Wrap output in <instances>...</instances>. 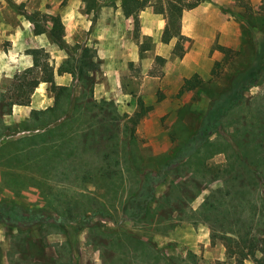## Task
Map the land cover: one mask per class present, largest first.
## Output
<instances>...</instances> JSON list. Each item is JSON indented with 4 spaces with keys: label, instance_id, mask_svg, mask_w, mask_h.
<instances>
[{
    "label": "rangeland",
    "instance_id": "obj_1",
    "mask_svg": "<svg viewBox=\"0 0 264 264\" xmlns=\"http://www.w3.org/2000/svg\"><path fill=\"white\" fill-rule=\"evenodd\" d=\"M140 1L143 6L127 14L123 0H0V205H19L55 218L69 200L95 206L86 217H63L67 229L52 222L43 227L15 224L0 216V264H97L103 251L87 241L93 236L87 223L150 238L164 253L192 264H258L248 254V243L212 236L215 229L206 222L182 221L166 232L145 229L121 211L117 184L84 175L100 165L104 147L114 142L106 137L112 133L126 137L133 132L134 139L127 142L142 168L147 161L162 159L175 145L170 131L178 129L181 136L184 129L195 130L232 76L256 65L264 0H190L193 6L185 0L181 31L168 42L162 37L166 12L159 11L165 0ZM31 13L37 14L38 26L29 19ZM55 22L60 23V41L51 36ZM195 74L201 84L181 91L185 78ZM61 90L53 112L33 115L55 106ZM245 94L243 111L235 114L247 122L264 101L259 98L264 76ZM141 100L152 107L137 118ZM105 116L108 126L102 122ZM47 129L34 140L32 166L25 167L28 162L19 158L7 163L14 153L11 141ZM76 129L88 132V142L72 137ZM61 142L68 151L74 143L76 153L55 154ZM225 160L223 152L212 158L217 165ZM120 164L126 174L122 153ZM171 179L169 175L158 184V195L168 190ZM218 185L203 188L190 205L199 206ZM249 197L257 208L250 211L247 205L244 217L254 212L251 234L264 245L259 197L256 192ZM41 237L44 245L37 241Z\"/></svg>",
    "mask_w": 264,
    "mask_h": 264
},
{
    "label": "trees",
    "instance_id": "obj_2",
    "mask_svg": "<svg viewBox=\"0 0 264 264\" xmlns=\"http://www.w3.org/2000/svg\"><path fill=\"white\" fill-rule=\"evenodd\" d=\"M183 3L185 0H165L159 9V11L166 12L167 16L162 35L165 42L170 41L181 31ZM188 5L193 6V2L189 0ZM142 6L143 3L140 0H123V7L127 14L136 12ZM28 17L35 26H38L37 14L31 13ZM59 25L60 23L55 22L51 29V36L55 41L61 39V34L57 29ZM258 40L256 65L247 67L232 76L230 85L209 103L195 130L184 129L181 136H177L178 129L171 130L170 134L175 140V145L162 159L147 161L142 168L143 165H140L141 163L136 158L132 144L127 142L134 139L133 132H128L126 137H121V135L118 137L116 133H112L106 137L114 142L104 147L106 148L105 154H103L100 165L96 166L95 170L85 171L84 175L101 178L110 184H117L121 190V211L127 218L133 219L145 229L166 232L182 221L196 224L206 222L215 229L212 231V236L222 235L229 243L233 241L237 244L248 243V254H252L258 264H264V245H259L256 242V235L251 234L254 226V212L250 214L249 219L244 217L247 205V210L250 211L257 208V204L249 197V194L255 192L259 197V215H264V101H259L257 116H252L250 121L244 122L235 114L236 110L243 111L245 91L258 81L261 82L264 76V30ZM83 70L84 66L80 64V71ZM81 79L84 80L83 77ZM199 84H201V79L195 74L190 78H185L181 91L192 89ZM61 95L62 90L56 94L55 106L35 110L33 115L34 113L39 115L42 112H53L60 105ZM259 98L264 100V94H261ZM139 106V109L135 111L139 116L137 118L142 117L152 107L143 100L140 101ZM107 117L102 119L105 126L110 123L106 121ZM137 118L136 121H138ZM49 131L50 129H47L43 133L27 134L11 141L15 145L12 151L14 153L11 154L7 163L19 158L28 162L25 167L32 166L33 156L37 153L34 140ZM78 135L88 142V132L85 130L79 132L76 129L72 137L75 138ZM117 139L121 142V147ZM63 145V142L55 145V154L67 153L68 149ZM86 145L92 148L90 142ZM4 147L6 149L5 143ZM47 147L48 145L44 144V150ZM76 147L73 143L68 152L76 153ZM221 152L225 153L226 160L222 165H217L213 163L212 158ZM121 153L125 162L126 174L120 164ZM91 163L92 161H89V164ZM169 175H172L170 187L166 192L158 195V184L166 181ZM128 180L129 189L125 191ZM217 181L220 185L211 187L210 192L199 206L194 208L190 205L203 188H208ZM190 184L194 185L192 190L189 188ZM82 195L90 200L94 198L85 192ZM80 202L79 199L66 202L65 212L57 218L53 214L24 209L19 205H0V216L15 224L21 223L31 227L39 224L43 227V224L52 222L67 229L63 223V217L77 215L86 217L85 212L95 208L92 205L81 207ZM57 212L60 210L57 209ZM85 227L91 229L93 233L87 241L103 251L100 254L109 258V264H192L188 260L164 253L152 239H145L129 230H105L92 223L85 224ZM37 241L43 244L42 237ZM43 248L42 246V252ZM257 251L261 252V256H257Z\"/></svg>",
    "mask_w": 264,
    "mask_h": 264
},
{
    "label": "crops",
    "instance_id": "obj_3",
    "mask_svg": "<svg viewBox=\"0 0 264 264\" xmlns=\"http://www.w3.org/2000/svg\"><path fill=\"white\" fill-rule=\"evenodd\" d=\"M97 264H109V258L107 256L98 255Z\"/></svg>",
    "mask_w": 264,
    "mask_h": 264
}]
</instances>
